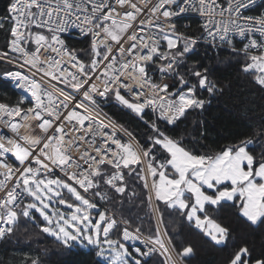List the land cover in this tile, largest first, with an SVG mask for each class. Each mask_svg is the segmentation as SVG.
<instances>
[{"label":"snow or ice","instance_id":"obj_1","mask_svg":"<svg viewBox=\"0 0 264 264\" xmlns=\"http://www.w3.org/2000/svg\"><path fill=\"white\" fill-rule=\"evenodd\" d=\"M0 33V79L22 93L0 99V241L32 224L97 264H192L195 240L264 264V105L238 100L240 130L216 139L206 119L229 90L206 61L224 53L264 100V0H8ZM129 199L157 225L118 215Z\"/></svg>","mask_w":264,"mask_h":264},{"label":"trees","instance_id":"obj_2","mask_svg":"<svg viewBox=\"0 0 264 264\" xmlns=\"http://www.w3.org/2000/svg\"><path fill=\"white\" fill-rule=\"evenodd\" d=\"M7 2L8 0H0V13L5 9ZM190 23L192 28L197 27L194 21ZM3 39V34L0 33V43H3ZM66 39L72 48L84 49L88 46L87 39L82 37L66 35ZM199 51L200 55L203 56L204 49L201 48ZM208 55L213 56L214 54L209 52ZM220 60L223 62H218L216 58L206 61V63L214 66L216 76L229 85V90H226L225 95L219 98L218 102H214L211 110L206 114L207 122L215 128V131L211 133L213 139L218 138L217 133L226 136L230 132L234 133L240 130L239 124L233 115L237 111L236 104L238 100L251 101V106L257 108V114L259 112L258 106L264 105V100L260 99L259 94L251 92L246 81L242 77H238L235 61H229L226 53L221 54ZM2 67L0 66V68ZM20 97L21 95L10 82L0 79V99L15 103ZM103 110L117 122L125 124L130 131H141L137 123L129 115H126L119 106L104 104ZM136 191L139 196L140 189H136ZM105 207L110 211L112 210L111 205H105ZM116 211L118 215L132 220L134 225L142 226L145 230L157 225L156 217L153 216L151 209L146 204H141L140 199H129L122 206L118 205ZM228 219L236 226L237 222L234 217L229 215ZM177 224L178 221L174 217L165 213L164 223L160 224V227L163 228L164 225H167L170 231L175 232ZM240 227L243 228L242 225ZM38 231V227L28 224L26 229L21 227L11 240L1 241L0 264H22L23 259L29 255L33 258L39 255L42 264H97V257L88 248L75 247V244L70 248H65L63 245L58 244L54 238L38 236ZM194 242L197 243V255L192 264H222L223 252L199 240Z\"/></svg>","mask_w":264,"mask_h":264},{"label":"built area","instance_id":"obj_3","mask_svg":"<svg viewBox=\"0 0 264 264\" xmlns=\"http://www.w3.org/2000/svg\"><path fill=\"white\" fill-rule=\"evenodd\" d=\"M66 35H74V36H78V37H81L79 36L76 32H73L71 34H66ZM11 83V82H10ZM12 85V84H11ZM14 88V87H13ZM15 89V88H14ZM20 95H22V93L20 92V90L18 89H15ZM104 111V110H103ZM105 112V111H104ZM106 113V112H105ZM108 115V114H107ZM109 116V115H108ZM111 119H113L111 116H109ZM114 120V119H113ZM116 121V120H115ZM1 242V241H0Z\"/></svg>","mask_w":264,"mask_h":264},{"label":"rangeland","instance_id":"obj_4","mask_svg":"<svg viewBox=\"0 0 264 264\" xmlns=\"http://www.w3.org/2000/svg\"><path fill=\"white\" fill-rule=\"evenodd\" d=\"M159 226H160V225H159ZM76 246H80V247L88 248V247H86V246H81L79 243H76V244H75V247H76Z\"/></svg>","mask_w":264,"mask_h":264}]
</instances>
